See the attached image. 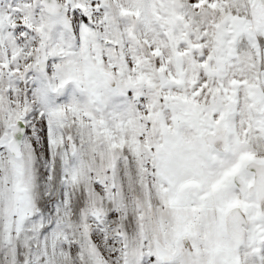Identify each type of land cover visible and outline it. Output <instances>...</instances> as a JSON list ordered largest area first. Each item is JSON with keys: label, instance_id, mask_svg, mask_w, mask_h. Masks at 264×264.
I'll list each match as a JSON object with an SVG mask.
<instances>
[{"label": "snow or ice", "instance_id": "1", "mask_svg": "<svg viewBox=\"0 0 264 264\" xmlns=\"http://www.w3.org/2000/svg\"><path fill=\"white\" fill-rule=\"evenodd\" d=\"M0 264H264V0H0Z\"/></svg>", "mask_w": 264, "mask_h": 264}]
</instances>
